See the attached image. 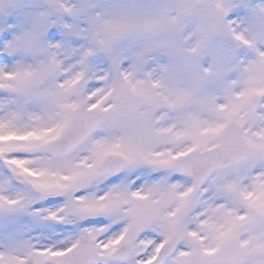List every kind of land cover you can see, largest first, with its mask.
<instances>
[{
	"label": "snow or ice",
	"instance_id": "1",
	"mask_svg": "<svg viewBox=\"0 0 264 264\" xmlns=\"http://www.w3.org/2000/svg\"><path fill=\"white\" fill-rule=\"evenodd\" d=\"M0 264H264V0H0Z\"/></svg>",
	"mask_w": 264,
	"mask_h": 264
}]
</instances>
